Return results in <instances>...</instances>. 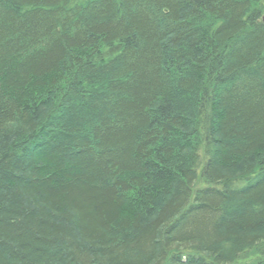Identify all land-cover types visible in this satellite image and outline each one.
<instances>
[{"label":"trees","instance_id":"1","mask_svg":"<svg viewBox=\"0 0 264 264\" xmlns=\"http://www.w3.org/2000/svg\"><path fill=\"white\" fill-rule=\"evenodd\" d=\"M249 263L264 0H0V264Z\"/></svg>","mask_w":264,"mask_h":264},{"label":"bare ground","instance_id":"2","mask_svg":"<svg viewBox=\"0 0 264 264\" xmlns=\"http://www.w3.org/2000/svg\"><path fill=\"white\" fill-rule=\"evenodd\" d=\"M215 187H213V186H211V185H198V186H196V189H198L199 191H205V190H211V189H214ZM156 212V211H155ZM148 215H150V216H152V215H156V214H154V211L153 212H150ZM181 253H180V251H174V253H172V255H171V257H175V256H177V258L178 257H182V256H184V255H180ZM244 253H240L239 254V256L240 255H243ZM167 258H170V252H169V254H168V256H167ZM182 260L184 261L185 260V256L184 257H182ZM164 263H166V261L164 262ZM249 264H251V263H249ZM254 264V263H253Z\"/></svg>","mask_w":264,"mask_h":264}]
</instances>
